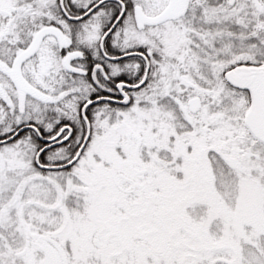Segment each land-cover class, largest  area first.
Segmentation results:
<instances>
[{"label":"snow or ice","instance_id":"snow-or-ice-1","mask_svg":"<svg viewBox=\"0 0 264 264\" xmlns=\"http://www.w3.org/2000/svg\"><path fill=\"white\" fill-rule=\"evenodd\" d=\"M0 264H264V0H0Z\"/></svg>","mask_w":264,"mask_h":264}]
</instances>
